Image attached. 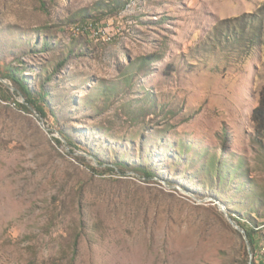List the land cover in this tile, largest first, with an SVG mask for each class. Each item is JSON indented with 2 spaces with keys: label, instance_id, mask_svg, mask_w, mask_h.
Returning <instances> with one entry per match:
<instances>
[{
  "label": "rangeland",
  "instance_id": "374dc122",
  "mask_svg": "<svg viewBox=\"0 0 264 264\" xmlns=\"http://www.w3.org/2000/svg\"><path fill=\"white\" fill-rule=\"evenodd\" d=\"M0 77V264L264 262V0H0Z\"/></svg>",
  "mask_w": 264,
  "mask_h": 264
},
{
  "label": "trees",
  "instance_id": "16d2710c",
  "mask_svg": "<svg viewBox=\"0 0 264 264\" xmlns=\"http://www.w3.org/2000/svg\"><path fill=\"white\" fill-rule=\"evenodd\" d=\"M10 78L20 89V91L25 96V105H22L24 108L26 106L30 105L34 108V110L41 116H45V110L44 106L41 104V101H43L48 94L44 86L40 87L38 98L34 97L31 93V91L28 89L25 80V77L21 74L16 75L14 71H10L8 76H3ZM48 77V76H47ZM251 119L254 123V129L256 132V135L260 138H264V87L261 88L259 92V99L257 105L253 108L251 113ZM64 139L67 138L65 135H63ZM58 142H60L57 139ZM121 165V164H116ZM137 171H140V173L143 176H150L152 175V170L146 167L142 166H136L135 168ZM237 224H239L242 229L245 231L246 237L248 239V244L251 247V252L254 253V258L257 256V249H256V240L254 239V236L256 234V230H254L251 227H248L244 223L241 222V220H238L236 218H233ZM251 264H264L262 260H258L257 263L252 262Z\"/></svg>",
  "mask_w": 264,
  "mask_h": 264
},
{
  "label": "water",
  "instance_id": "95a60500",
  "mask_svg": "<svg viewBox=\"0 0 264 264\" xmlns=\"http://www.w3.org/2000/svg\"><path fill=\"white\" fill-rule=\"evenodd\" d=\"M0 81H3V78L0 77ZM35 114H36L37 118H38L39 120H41V116H40L38 113H36V112H35ZM219 208L224 212V214H225L227 220L229 221V223H230V224H231V225H232L237 231H239L240 233L243 234L244 241H245L246 245L248 246L249 244H248V239H247V237H246L245 231H244L243 229H241V228L238 227V225H237V224H236V223L230 218V216L228 215V213H227L226 211H224L225 209L222 208V206L219 205Z\"/></svg>",
  "mask_w": 264,
  "mask_h": 264
},
{
  "label": "built area",
  "instance_id": "2783aa9c",
  "mask_svg": "<svg viewBox=\"0 0 264 264\" xmlns=\"http://www.w3.org/2000/svg\"><path fill=\"white\" fill-rule=\"evenodd\" d=\"M91 28V24L88 22H84L82 24H79L78 26H75L74 31H84V30H89Z\"/></svg>",
  "mask_w": 264,
  "mask_h": 264
}]
</instances>
